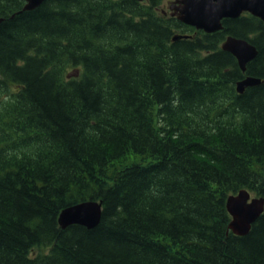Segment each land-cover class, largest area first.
I'll use <instances>...</instances> for the list:
<instances>
[{"label": "trees", "instance_id": "obj_1", "mask_svg": "<svg viewBox=\"0 0 264 264\" xmlns=\"http://www.w3.org/2000/svg\"><path fill=\"white\" fill-rule=\"evenodd\" d=\"M162 2L0 0V264H264V212L238 235L226 205L264 197V20L209 33ZM87 200L100 223L62 228Z\"/></svg>", "mask_w": 264, "mask_h": 264}, {"label": "water", "instance_id": "obj_2", "mask_svg": "<svg viewBox=\"0 0 264 264\" xmlns=\"http://www.w3.org/2000/svg\"><path fill=\"white\" fill-rule=\"evenodd\" d=\"M44 1L26 0L24 10L35 9ZM170 8L173 10L172 15L185 24L209 33L221 30L223 19L237 18L244 12L264 20V0H175ZM178 38L174 37L175 40ZM222 48L236 57L243 71L258 55L257 47L249 40L231 35L225 39ZM261 82L258 77L247 76L237 82V91L243 93L247 87ZM226 205L231 215L230 229L235 234L246 235L264 212V197L254 196L248 189H241L227 198ZM101 217L102 202L87 200L65 207L59 215V223L62 228L72 224L94 228L100 223Z\"/></svg>", "mask_w": 264, "mask_h": 264}, {"label": "flooded vegetation", "instance_id": "obj_3", "mask_svg": "<svg viewBox=\"0 0 264 264\" xmlns=\"http://www.w3.org/2000/svg\"><path fill=\"white\" fill-rule=\"evenodd\" d=\"M170 3H171V0H163L161 6L163 7V9L166 8L168 10Z\"/></svg>", "mask_w": 264, "mask_h": 264}, {"label": "bare ground", "instance_id": "obj_4", "mask_svg": "<svg viewBox=\"0 0 264 264\" xmlns=\"http://www.w3.org/2000/svg\"><path fill=\"white\" fill-rule=\"evenodd\" d=\"M179 36H182L181 38L183 37H187V35H176V37L178 38ZM179 39V38H178ZM177 40V39H176ZM252 43V42H251ZM224 50V49H223ZM258 50V49H257Z\"/></svg>", "mask_w": 264, "mask_h": 264}]
</instances>
